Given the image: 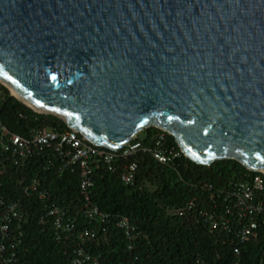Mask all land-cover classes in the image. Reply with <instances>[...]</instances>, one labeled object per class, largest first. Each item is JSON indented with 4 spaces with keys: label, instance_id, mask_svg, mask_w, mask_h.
Instances as JSON below:
<instances>
[{
    "label": "water",
    "instance_id": "water-1",
    "mask_svg": "<svg viewBox=\"0 0 264 264\" xmlns=\"http://www.w3.org/2000/svg\"><path fill=\"white\" fill-rule=\"evenodd\" d=\"M0 79L100 146L264 174V0H0Z\"/></svg>",
    "mask_w": 264,
    "mask_h": 264
},
{
    "label": "trees",
    "instance_id": "trees-1",
    "mask_svg": "<svg viewBox=\"0 0 264 264\" xmlns=\"http://www.w3.org/2000/svg\"><path fill=\"white\" fill-rule=\"evenodd\" d=\"M2 87L0 119L11 131L26 135L35 126L71 129L56 115L23 107L5 85ZM160 133H165L166 144L179 152L168 164L160 163L148 150ZM136 139L142 140L144 149L102 162L94 170L90 198L108 215L104 220L91 219L82 212L87 200L80 191L79 175L69 168L62 170L53 154L40 153L23 166L3 159L0 264H73L79 246L100 264H264L263 230L257 238L240 243L236 233L207 225L203 213L219 199L222 207L219 194L250 176L260 173L264 178L262 172L249 170L234 159L211 165L197 163L182 152L172 134L156 127L144 129ZM131 161L138 163L137 177L126 185L119 173L122 165ZM191 200L195 206L180 215L178 209ZM53 205L66 211L67 222L76 223L72 231H56L50 221L42 219ZM123 217L134 227L129 234L120 223ZM86 228L97 234L81 238L79 233Z\"/></svg>",
    "mask_w": 264,
    "mask_h": 264
},
{
    "label": "built area",
    "instance_id": "built-area-1",
    "mask_svg": "<svg viewBox=\"0 0 264 264\" xmlns=\"http://www.w3.org/2000/svg\"><path fill=\"white\" fill-rule=\"evenodd\" d=\"M3 84L0 81V99L4 97ZM165 133H160L155 144L149 147V152L160 163L172 162L179 152L166 144ZM141 149H144L142 140L134 137L123 147L109 149L100 146L74 129H59L51 126H35L26 135L11 131L0 119V162L5 160L13 165L23 166L36 155L53 154L59 163V167L72 169L78 173L79 187L87 204L82 212L91 219H106L108 215L97 205L91 202L90 188L93 185L94 170L102 162L108 163L118 157L132 156ZM52 160L50 159V162ZM56 161V162H57ZM138 163L135 161L125 162L119 173L121 181L126 184H133L137 177ZM34 182L33 188H37ZM45 194V193H44ZM42 194L44 198L45 195ZM223 197L222 207L220 199L204 213L205 223L214 229L227 230L238 235L240 243L249 242L254 236L257 238L264 231V178L259 173L250 176L244 181L237 182L228 192L219 194ZM195 206V201H189L177 211L184 215L186 211ZM67 213L58 206H51L42 217L44 221H50L56 231H72L76 223L66 221ZM120 223L126 228L127 234L134 229L128 217H123ZM7 230L8 226L3 225ZM68 235V232H65ZM97 231L93 228H86L79 233L81 238L95 236ZM73 264H100V261L93 257L87 249L79 246L75 249Z\"/></svg>",
    "mask_w": 264,
    "mask_h": 264
},
{
    "label": "bare ground",
    "instance_id": "bare-ground-1",
    "mask_svg": "<svg viewBox=\"0 0 264 264\" xmlns=\"http://www.w3.org/2000/svg\"><path fill=\"white\" fill-rule=\"evenodd\" d=\"M0 81L4 84V82H3L1 79H0ZM8 86H9V85H8ZM9 88H10L12 94H14V95H16V96L22 98V95L20 94V92L16 91L14 88H12V87H10V86H9ZM22 100H23V102H24L26 105L30 106V107H31L32 109H34L35 111H37V112H41V113H42V112H46L45 109H42V108H40V107H38V106L32 104V103H31L30 101H28V100H26V99H22Z\"/></svg>",
    "mask_w": 264,
    "mask_h": 264
}]
</instances>
